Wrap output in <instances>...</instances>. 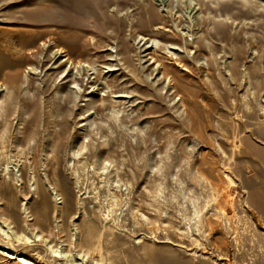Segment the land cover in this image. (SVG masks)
Here are the masks:
<instances>
[{
    "label": "rangeland",
    "instance_id": "obj_1",
    "mask_svg": "<svg viewBox=\"0 0 264 264\" xmlns=\"http://www.w3.org/2000/svg\"><path fill=\"white\" fill-rule=\"evenodd\" d=\"M20 256L264 264V0H0V264Z\"/></svg>",
    "mask_w": 264,
    "mask_h": 264
},
{
    "label": "bare ground",
    "instance_id": "obj_2",
    "mask_svg": "<svg viewBox=\"0 0 264 264\" xmlns=\"http://www.w3.org/2000/svg\"><path fill=\"white\" fill-rule=\"evenodd\" d=\"M159 28H162L161 26ZM143 39H147L146 36H142L141 37V40L139 41V43L142 42ZM149 39V38H148ZM148 39L143 43L142 47L144 48L143 51L145 53V56L149 57L148 60H152L151 62L155 63H159V60L158 58L155 57L153 51H150L151 48L154 46V44H150L148 43ZM52 58V57H51ZM53 58L55 59L56 58V61L57 60H61V62L57 65V66H60L62 64H64L65 62H69L70 63H75L76 59L70 54L69 50L67 48H64V47H58L56 50H55V54L53 56ZM71 65V64H70ZM168 70V69H167ZM164 74L168 71H166V69L163 70ZM169 74V73H168ZM68 75L66 74L63 78L67 77ZM62 78V79H63ZM14 253V252H13ZM10 257H15L14 255H9ZM21 258L19 259V261H23L25 262L26 264H35L36 262H34L33 260H31L30 258H26L25 256L22 257L20 256ZM16 258V257H15Z\"/></svg>",
    "mask_w": 264,
    "mask_h": 264
}]
</instances>
